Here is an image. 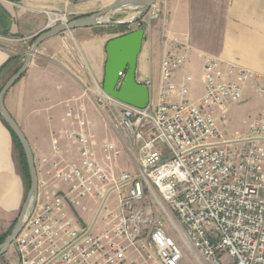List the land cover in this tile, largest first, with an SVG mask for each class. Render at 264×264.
Segmentation results:
<instances>
[{
	"label": "built area",
	"instance_id": "1",
	"mask_svg": "<svg viewBox=\"0 0 264 264\" xmlns=\"http://www.w3.org/2000/svg\"><path fill=\"white\" fill-rule=\"evenodd\" d=\"M46 14L47 27L69 20L60 12ZM160 14L157 3L137 7L125 32L143 28L147 35ZM186 60L183 52L165 54L155 101L152 81L143 82L151 93L146 108L114 98L96 82L95 101L122 146L113 140L99 145L83 130L69 132L79 158L55 168L53 190L41 182L42 195L17 237L18 264H180L184 253L147 193L202 262L264 264V115L244 118L243 129H228L229 108L248 87L264 94V76L208 54L204 92L192 98L193 76L176 80ZM124 145L138 155L137 174H116ZM115 191L119 198L109 207ZM91 199L106 208L102 225L101 211L92 225L80 223Z\"/></svg>",
	"mask_w": 264,
	"mask_h": 264
},
{
	"label": "crops",
	"instance_id": "2",
	"mask_svg": "<svg viewBox=\"0 0 264 264\" xmlns=\"http://www.w3.org/2000/svg\"><path fill=\"white\" fill-rule=\"evenodd\" d=\"M115 1L0 0V70L8 62L0 72V91L22 66L35 37L47 28L46 11L60 12L72 19L97 13ZM156 3L161 14L150 23V31L144 37L138 58L139 81L151 80L157 91L162 58L174 50L187 54L185 64L176 71V80L192 75L194 82L195 75L201 74V92L191 94L192 98L204 92L202 74L204 57L208 54L264 76V0H157ZM136 8L111 12L104 18L111 25L104 22L47 38L27 71L8 90L6 109L25 133L34 154L41 190L38 196L42 195V181L54 189L55 168L79 158L78 143L69 132L83 130L99 145L105 140L121 142L108 113L95 101L96 82L103 83L107 42L121 35L117 24H125L126 19L136 14ZM109 26L117 30L111 32ZM80 53L86 62L80 60ZM250 92L255 90L248 87L244 96ZM237 105L231 106L229 112ZM79 118L86 121L84 127ZM26 194L12 134L0 117V223L13 226Z\"/></svg>",
	"mask_w": 264,
	"mask_h": 264
},
{
	"label": "water",
	"instance_id": "3",
	"mask_svg": "<svg viewBox=\"0 0 264 264\" xmlns=\"http://www.w3.org/2000/svg\"><path fill=\"white\" fill-rule=\"evenodd\" d=\"M156 2L157 0H117L109 7L97 13L75 17L69 19L67 22L47 27L35 37L22 66L2 87L0 91V115L17 135L23 146L31 183L19 217L6 239L0 244V258L11 245L15 244L16 246L17 237L39 192V178L31 145L25 133L5 106V96L8 90L24 75L39 46L47 38L61 32L103 24L105 22L104 18L108 17L111 12L124 7L150 8ZM144 37L145 30L138 28L110 39L106 45L107 58L103 78V89L107 94L139 108H146L151 100L149 86L137 79L138 58L143 47Z\"/></svg>",
	"mask_w": 264,
	"mask_h": 264
},
{
	"label": "rangeland",
	"instance_id": "4",
	"mask_svg": "<svg viewBox=\"0 0 264 264\" xmlns=\"http://www.w3.org/2000/svg\"><path fill=\"white\" fill-rule=\"evenodd\" d=\"M140 8H142V7H140ZM108 21L105 23H109V25H111V22H108ZM107 29L111 32H114L117 30V28H114L113 26L112 27L109 26V27H107ZM174 51H177V50H174ZM177 52H180V51H177ZM200 76H201L200 73L195 75V81L193 82V84H191L192 85V89H191L192 95H199L201 92V77ZM191 85H190V87H191ZM251 89L254 90V88H251ZM156 96H157V91L152 88V98L154 101L156 100ZM233 105H237V107L235 109L232 108V112L230 111L228 114V117H229L228 129H229V131H234L237 128L243 129L245 127V125L243 124L244 118H247L250 116L256 117L259 115H264V94H260L257 92H250L249 96H244V98L241 102L235 103ZM230 108H229V110H230ZM119 144L122 146L121 142ZM123 147H124L123 154L118 159V163L116 166V168H117L116 174H119L122 171H127V172L133 173V174L139 173L140 162L138 161L137 153L135 152V150H132L131 148H129L125 145ZM15 157L17 158V162H18V151L16 149H15ZM125 190L126 189L124 188L123 192H125ZM147 196H148V199L154 203L157 214L160 215L162 218H165V224L169 230V233L175 238V240L177 241L178 245L181 247V249L184 253V256H183L180 264H201L202 263L201 260L199 261V259L194 255V253L191 251V249L183 241L182 235L172 227L170 220L161 211L157 201L155 199H153V197L151 198V196H149L148 193H147ZM153 196L157 200L159 199V201H162L160 195L157 192ZM26 198H27V195H26ZM118 198H119L118 192L115 191L108 198L107 206H109V207L115 206ZM87 205H88L89 211L87 210V211L82 213L80 223L82 225H88V224L92 225L94 223V221L96 220V217L98 216V214H100V211H101V214H100L97 222L101 220L100 224L102 225V222H103L102 218H103L104 214H106V208L103 209V202L100 200L97 201V200L91 199V200H89ZM14 224H15V222H14ZM14 224H13V226H14ZM10 225L11 224H9L7 222L0 223V236L5 234V233H10V231L13 228ZM6 255H8V256H6ZM18 259H19L18 258V251H17L15 244H13L10 246V248L7 250V252L1 256L0 264H18Z\"/></svg>",
	"mask_w": 264,
	"mask_h": 264
},
{
	"label": "trees",
	"instance_id": "5",
	"mask_svg": "<svg viewBox=\"0 0 264 264\" xmlns=\"http://www.w3.org/2000/svg\"><path fill=\"white\" fill-rule=\"evenodd\" d=\"M119 27V30L122 32L121 34L126 33L124 30V27L126 26V24L121 23V24H117ZM8 65V62L5 63L0 72ZM1 117V115H0ZM1 119L3 120V118L1 117ZM4 124L7 126V128L10 130L12 137H13V144H14V148L18 151V163H19V167L21 170V173L23 175V178L25 179V183H26V190H27V194L28 191L30 189V172H29V168H28V164H27V159H26V155L23 149V146L19 140V138L17 137V135L12 131V129L9 127L8 124H6V122L3 120ZM26 194V195H27ZM16 222V221H15ZM13 227V226H12ZM9 233H5L3 235L0 236V244L6 239V237L8 236Z\"/></svg>",
	"mask_w": 264,
	"mask_h": 264
}]
</instances>
